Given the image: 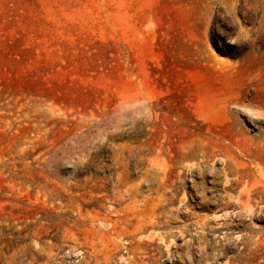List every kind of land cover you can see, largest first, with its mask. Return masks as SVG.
Masks as SVG:
<instances>
[{"label":"rangeland","instance_id":"1","mask_svg":"<svg viewBox=\"0 0 264 264\" xmlns=\"http://www.w3.org/2000/svg\"><path fill=\"white\" fill-rule=\"evenodd\" d=\"M263 120L264 0H0V264H264V193L190 181L235 178ZM162 197L145 257L96 220Z\"/></svg>","mask_w":264,"mask_h":264},{"label":"bare ground","instance_id":"2","mask_svg":"<svg viewBox=\"0 0 264 264\" xmlns=\"http://www.w3.org/2000/svg\"><path fill=\"white\" fill-rule=\"evenodd\" d=\"M263 126H264V120L259 122V125H258L259 134L249 136L250 140L253 141V144L255 145V147L253 149L250 148L247 152H245V154H244V156H246L245 158H242V159L231 158V159H225L223 161V163H224L223 171L226 174H235L236 175L235 178H224V179L213 178V180L210 181V183H211L210 186H206L205 182H196L195 180H192V179L190 180L192 190L195 191L196 195L200 198L199 203H200L201 208H209V206H211L215 209L219 208V207L230 208L233 204H237L240 206V208L242 210L246 211L249 214L254 212L255 206H258L259 203L261 202L258 200L259 198H261L260 195H263V193H264V178H246V177H248L250 175L254 176L256 174L253 167L259 166L260 164H264V131L262 130ZM260 174L262 176H264L262 170L260 171ZM147 179L148 178H143V180H147ZM179 179L181 180V178H179ZM126 180H127V178H119V181L122 183L125 182ZM221 184L223 187V190H222L223 193L218 192V187ZM139 187H140L139 184L130 185L124 191V194H122V196H125V194H127V195H129L130 199H132L133 202L136 201L137 200L136 199L137 194L139 193L138 192ZM235 188H239V191H238V194L236 196H233L230 193V191H232ZM206 191L212 192V195L207 197L205 195ZM260 193H262V194H260ZM173 202H174V200L172 198L162 197V199H160V202L158 204V207L161 208V212L157 215L150 216L149 218H144V219L143 218L141 219V218L137 217V215H136V217H134V218L137 221L136 222L137 224H134L135 222L133 223V220L131 218H129L128 216H126V217L120 216L117 219H114L111 216H106L105 218H101V217L96 218V220L100 221L101 223L107 224V234L110 237H112V240H115L116 238H122V237L127 236V239H130L131 242L136 243V245L131 248L132 252L134 254L141 253L145 257L147 255V251L145 249L142 251H139V250L143 249L142 243L148 244L150 239L139 238L137 240V238H135V236L140 232H149V234L151 235L152 230L160 224V218L163 216L165 218H167L164 221L168 222L169 216L165 215V214H168L167 212H169V214H171L173 212L171 210V208H169V205L171 207V204ZM122 211H124V209H122ZM118 212H119V210H118ZM190 213L191 212L188 211L187 214H190ZM198 216L201 219V216L200 215H198ZM221 216L223 217V215H221ZM226 216L229 217L230 214L229 215L226 214ZM220 217H218V218H220ZM214 218L216 219V217H214ZM206 221L207 220L198 221L200 228L203 229L205 227ZM237 236H238V238H241L240 233ZM216 243H219V242L216 241ZM106 252H108V251H106ZM89 254H90V252H89ZM97 254H98V252H97ZM103 254H105V253H103ZM92 255L93 254H91V256Z\"/></svg>","mask_w":264,"mask_h":264}]
</instances>
